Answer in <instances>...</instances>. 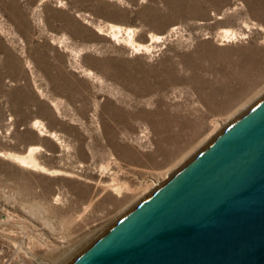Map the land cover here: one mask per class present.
I'll list each match as a JSON object with an SVG mask.
<instances>
[{"label": "rangeland", "instance_id": "1", "mask_svg": "<svg viewBox=\"0 0 264 264\" xmlns=\"http://www.w3.org/2000/svg\"><path fill=\"white\" fill-rule=\"evenodd\" d=\"M263 95L264 0H0V264H66Z\"/></svg>", "mask_w": 264, "mask_h": 264}, {"label": "water", "instance_id": "2", "mask_svg": "<svg viewBox=\"0 0 264 264\" xmlns=\"http://www.w3.org/2000/svg\"><path fill=\"white\" fill-rule=\"evenodd\" d=\"M66 264H264V95Z\"/></svg>", "mask_w": 264, "mask_h": 264}, {"label": "bare ground", "instance_id": "3", "mask_svg": "<svg viewBox=\"0 0 264 264\" xmlns=\"http://www.w3.org/2000/svg\"><path fill=\"white\" fill-rule=\"evenodd\" d=\"M110 28L113 32H116L118 34H120L123 30V28H121V26H118V25H111ZM124 29L127 34H130L132 32V29L130 28H124ZM226 36H228V34H226ZM139 46L141 47L142 45H139ZM10 156L11 158H13L18 163H20L21 165L25 167H31L34 169H40L48 173H53L51 170H48L44 165H42L38 161L37 157L35 156V148L33 147L29 148L27 152L23 154L22 153H10ZM113 186H114V189H116L117 191L121 190L119 185L113 184ZM43 264H47V263L43 262Z\"/></svg>", "mask_w": 264, "mask_h": 264}]
</instances>
